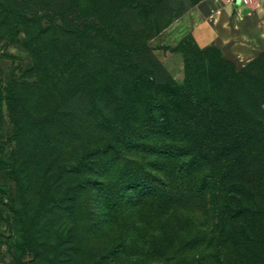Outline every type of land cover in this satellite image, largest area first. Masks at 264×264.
<instances>
[{"label":"rangeland","instance_id":"1","mask_svg":"<svg viewBox=\"0 0 264 264\" xmlns=\"http://www.w3.org/2000/svg\"><path fill=\"white\" fill-rule=\"evenodd\" d=\"M201 2L204 17L190 30L176 27L165 33ZM223 3L0 0V264H264V233L248 241L245 253L237 224L225 239L232 247L223 254L201 251L209 225L205 202L195 193L162 205L160 189L139 186L123 192L129 199L119 207L111 199L99 202V195H121L115 182L138 169L143 154L108 161L101 170L106 175L102 185L84 186L80 176L60 166L94 145L160 141V124L146 119L153 94L158 99L173 95L174 106L183 113L189 109L198 126L245 127L241 135L228 130L215 135L217 140L243 139V132L264 126V100L257 98L264 42L256 37L251 55L240 58L235 51L246 50L238 43L239 32L232 31L238 19L263 15L264 9L255 0L229 6L231 20L219 26L212 19ZM58 10L68 27L57 33L54 44L50 28L39 34L37 26H51V12ZM259 21L256 32L262 28L264 33V15ZM245 32L253 34L251 28ZM183 37L186 51L192 46L213 50L207 62H193L196 89L207 96L209 112L198 94L179 102L173 93L183 78L176 46ZM237 77L248 78V85L231 87ZM257 224L264 230V224Z\"/></svg>","mask_w":264,"mask_h":264},{"label":"trees","instance_id":"2","mask_svg":"<svg viewBox=\"0 0 264 264\" xmlns=\"http://www.w3.org/2000/svg\"><path fill=\"white\" fill-rule=\"evenodd\" d=\"M51 15V26L47 28L37 26V33H43L50 28L51 41L56 44L54 40L59 37L57 33L63 34L68 25L61 20V10L53 11ZM56 16L60 17L58 22ZM186 39L187 37L181 38L176 45L182 54L183 78L173 93L174 91L175 95L177 93L179 102H188L198 94L196 98L203 99L200 104L202 109L209 112L207 96L196 89L193 62L195 59L207 62L213 50L211 47L192 46L193 48L186 51L183 48ZM145 78L151 81L150 71H146ZM248 83V78L237 77L231 80V87L236 88L238 85ZM260 84L262 90L257 97L259 103L264 100V78ZM230 93V99L237 97L234 90ZM172 97L174 98L172 95L158 99V96L153 94L149 96L147 103L146 119L160 124V141L154 138L152 141L139 143L140 145L132 140L106 142L92 146L74 162H60V166L68 174L80 176L77 179L84 186H91L95 181L102 185L106 175L101 172L106 168L108 161L125 162L128 159L132 160L131 155L143 154L146 157L139 161L138 169L129 170L126 177L115 182L116 187L122 190L121 195L114 197L99 195L100 197H97L99 202L105 204L111 199L119 207L120 202L129 199L127 196L122 197L123 192L139 186L160 189L159 198L162 205H169L175 199L186 198L187 195L195 193L205 202L204 215L206 225H209L205 229L209 235L206 241L202 242L201 251H210L212 256L223 254L227 248L232 247V242L227 243L225 239L234 233L233 225L237 224L244 242L243 251L247 253L248 241L253 243L257 241L255 238L260 236L259 232L264 233V230L257 226V222L259 225L264 224V126L258 122L260 126L254 132H243V139L240 136L229 140H217L214 138L215 135L226 134L228 130L241 135L245 127L234 130L230 126H198L191 121V111L189 109L185 113L180 111L171 101ZM156 111L160 113L154 115ZM52 118L59 119L54 116ZM155 132L154 129H150V136L155 135L153 134ZM257 153H260V158L256 157ZM260 165L262 170L258 171ZM98 176H101L99 180L96 179Z\"/></svg>","mask_w":264,"mask_h":264},{"label":"crops","instance_id":"3","mask_svg":"<svg viewBox=\"0 0 264 264\" xmlns=\"http://www.w3.org/2000/svg\"><path fill=\"white\" fill-rule=\"evenodd\" d=\"M256 4L259 6L258 8H262V10L264 9V0H255ZM230 5H225L224 3L221 6V12H225V13H221L220 10H218V14L212 19L213 23L214 22H218L220 23L219 26H226V24L229 22L230 19H227L229 17L226 8L229 7ZM206 11V5L205 2H201L199 4H197L196 6H194L193 9H191L189 12H186L180 19H178V22H174L172 25H170L168 28H166L165 33L166 32H171V31H175L176 27H178V29H191L197 21H199L201 18L204 17V12ZM264 15V13H263ZM262 14L260 13H256L254 14V16L252 17L250 16H246L243 17L242 19H238L236 22H234V25L232 26V31L236 33V31L239 32V39L241 38L242 41H238V43L242 44V47L246 50V53L242 52V51H235V53L240 57V58H247L246 56L251 55V52L255 49V46L257 45L256 42H254L255 38L257 37L258 39V43L259 44H263L264 42V33L262 32V28H257V32H256V27L258 26H262L260 24L261 18L263 17ZM259 19V20H258ZM252 29L253 30V34H249L247 32H245V30L247 29ZM260 30V32L258 31ZM260 36H261V40H260ZM228 40V38L223 39V42H226ZM264 46V44H263Z\"/></svg>","mask_w":264,"mask_h":264},{"label":"built area","instance_id":"4","mask_svg":"<svg viewBox=\"0 0 264 264\" xmlns=\"http://www.w3.org/2000/svg\"><path fill=\"white\" fill-rule=\"evenodd\" d=\"M246 0H224V4L225 5H238L239 3L242 4L244 3ZM216 12H218V9L216 10Z\"/></svg>","mask_w":264,"mask_h":264},{"label":"water","instance_id":"5","mask_svg":"<svg viewBox=\"0 0 264 264\" xmlns=\"http://www.w3.org/2000/svg\"><path fill=\"white\" fill-rule=\"evenodd\" d=\"M236 1V0H235Z\"/></svg>","mask_w":264,"mask_h":264}]
</instances>
